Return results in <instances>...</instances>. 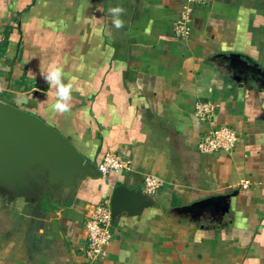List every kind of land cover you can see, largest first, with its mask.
<instances>
[{
	"label": "crops",
	"instance_id": "obj_1",
	"mask_svg": "<svg viewBox=\"0 0 264 264\" xmlns=\"http://www.w3.org/2000/svg\"><path fill=\"white\" fill-rule=\"evenodd\" d=\"M0 0V100L39 116L94 167L74 189H0V264H264V0ZM124 9L114 27L109 9ZM237 52L262 73L228 64ZM52 66L72 82L67 113L53 109ZM213 105L203 119L197 103ZM237 131L230 151L203 152L211 126ZM129 168L100 174L106 150ZM162 184L153 194L143 176ZM248 184L243 185L242 181ZM145 193L138 212L112 217V236L85 256L89 207L116 184ZM228 194L224 212L178 206Z\"/></svg>",
	"mask_w": 264,
	"mask_h": 264
},
{
	"label": "water",
	"instance_id": "obj_2",
	"mask_svg": "<svg viewBox=\"0 0 264 264\" xmlns=\"http://www.w3.org/2000/svg\"><path fill=\"white\" fill-rule=\"evenodd\" d=\"M225 57L231 67L240 72L248 71L251 77L263 72L257 63H251L237 52ZM95 170L53 126L26 109L0 100V189L17 194L46 185L50 190L57 186L68 191L86 174L96 175ZM229 196L212 195L178 206L177 210L192 216L204 210L224 212L229 206ZM149 200L139 189L116 184L110 196L112 217L138 212Z\"/></svg>",
	"mask_w": 264,
	"mask_h": 264
},
{
	"label": "built area",
	"instance_id": "obj_3",
	"mask_svg": "<svg viewBox=\"0 0 264 264\" xmlns=\"http://www.w3.org/2000/svg\"><path fill=\"white\" fill-rule=\"evenodd\" d=\"M198 0H185L178 19L174 25L175 34L181 37L187 36L190 22V2ZM5 39L4 33L0 31V45ZM197 112L203 119H208L213 113V105L198 102ZM237 131L228 124L211 125L200 137L198 146L203 152H212L218 149L230 151L237 140ZM129 159L119 152L106 150L97 169L100 174L110 170H121L129 168ZM161 178L153 173H145L143 176V189L148 194H153L161 186ZM247 185L248 181H242ZM112 214L109 200H102L92 204L84 220L86 236L85 256L88 261H94L104 253V245L112 236L111 231Z\"/></svg>",
	"mask_w": 264,
	"mask_h": 264
},
{
	"label": "clouds",
	"instance_id": "obj_4",
	"mask_svg": "<svg viewBox=\"0 0 264 264\" xmlns=\"http://www.w3.org/2000/svg\"><path fill=\"white\" fill-rule=\"evenodd\" d=\"M124 9L120 6L109 9V14L113 17L112 23L115 28L124 27V21L121 16ZM63 70L60 67L52 66L48 73L42 79L51 87L55 88L54 111L57 113H67L70 109V101L72 100L73 84L72 82L64 83Z\"/></svg>",
	"mask_w": 264,
	"mask_h": 264
}]
</instances>
